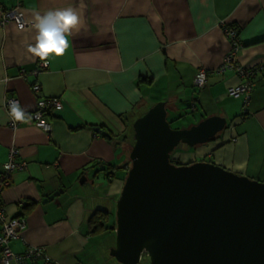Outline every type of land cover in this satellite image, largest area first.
<instances>
[{
    "label": "crops",
    "instance_id": "obj_1",
    "mask_svg": "<svg viewBox=\"0 0 264 264\" xmlns=\"http://www.w3.org/2000/svg\"><path fill=\"white\" fill-rule=\"evenodd\" d=\"M18 4L30 25H0V172L13 147L28 163L0 194L7 215L26 220L10 242L14 252L45 246L51 264H121L110 255L115 231L90 232L89 218L97 210L115 217L130 167L128 124L158 101H166L178 128L212 115L227 119L215 138L181 147L175 157L264 181V0H0V19L1 9ZM69 7L81 21L68 35L69 47L30 75L41 59L30 50L36 13ZM226 25L238 30L240 64L262 68L246 111L243 99L227 92L240 81L237 73L215 71L231 48ZM201 68L209 76L197 89ZM7 94L19 98L25 114L40 98H59L62 108L46 114L51 131L27 119L12 128Z\"/></svg>",
    "mask_w": 264,
    "mask_h": 264
},
{
    "label": "water",
    "instance_id": "obj_2",
    "mask_svg": "<svg viewBox=\"0 0 264 264\" xmlns=\"http://www.w3.org/2000/svg\"><path fill=\"white\" fill-rule=\"evenodd\" d=\"M226 127V117L212 115L174 128L166 101L134 120L110 249L119 263L264 264V181L212 161H171L180 145L207 143Z\"/></svg>",
    "mask_w": 264,
    "mask_h": 264
},
{
    "label": "built area",
    "instance_id": "obj_3",
    "mask_svg": "<svg viewBox=\"0 0 264 264\" xmlns=\"http://www.w3.org/2000/svg\"><path fill=\"white\" fill-rule=\"evenodd\" d=\"M13 21L19 29L27 28L30 22L26 19L25 14L18 4L12 8L1 9L0 25ZM225 32L231 42V48L223 59L222 64L215 70L217 73H224L228 70H234L240 81L228 87L227 92L234 98H242L244 102V111L252 97L255 88V78L262 69L260 66L244 67L238 60V54L243 48V44L239 40L238 30L234 26L226 25ZM49 67V60L40 59L36 68L29 72L30 75L37 76L41 71ZM21 74L28 76V73L22 69ZM209 71L201 68L195 74L194 86L197 89L203 88L208 81ZM34 92L41 89L40 83L34 81L31 84ZM12 102L20 104L17 96L7 94L5 98V108L9 115V106ZM62 103L59 98H40L35 110L25 114V118L33 122L36 126L46 132H50L52 124L46 117L47 112L52 109H61ZM191 111H195L196 105L193 102L190 105ZM10 118L12 128H17L24 120L13 121ZM19 150L13 147L9 150L8 159L3 163V171L0 172V194L2 190L11 183V174L16 170L27 167L28 163L24 160H18ZM26 220L22 216L9 217L5 211V206L0 199V264H51L52 257L47 253L45 246H28L23 252H14L10 247V242L20 236L21 230L24 229Z\"/></svg>",
    "mask_w": 264,
    "mask_h": 264
},
{
    "label": "clouds",
    "instance_id": "obj_4",
    "mask_svg": "<svg viewBox=\"0 0 264 264\" xmlns=\"http://www.w3.org/2000/svg\"><path fill=\"white\" fill-rule=\"evenodd\" d=\"M79 14L71 7L48 10L43 14L36 13L34 27L35 44L30 50L42 60L54 53L61 56L69 47L68 35L80 24ZM9 116L13 121L25 118L24 109L17 102L9 106Z\"/></svg>",
    "mask_w": 264,
    "mask_h": 264
},
{
    "label": "trees",
    "instance_id": "obj_5",
    "mask_svg": "<svg viewBox=\"0 0 264 264\" xmlns=\"http://www.w3.org/2000/svg\"><path fill=\"white\" fill-rule=\"evenodd\" d=\"M233 26V25H230ZM143 81L150 82V80L143 78ZM144 113V112H143ZM141 113L140 115H142ZM246 112H243L241 116L245 115ZM139 115V116H140ZM133 122L134 120H130L128 127H129V133H128V138L130 141V144L133 145L134 143V131H133ZM171 122V121H170ZM172 124V122H171ZM182 146L187 145H180L178 149H176L171 156V161L175 164H185L183 163L179 158L175 157V153L177 150H179ZM193 161L187 162V163H192ZM21 204H25V201L21 202ZM115 218V217H114ZM89 228L90 232L93 233H100V232H105V231H115L116 229V220L112 219L110 216V212L105 211V210H97L90 218H89Z\"/></svg>",
    "mask_w": 264,
    "mask_h": 264
},
{
    "label": "rangeland",
    "instance_id": "obj_6",
    "mask_svg": "<svg viewBox=\"0 0 264 264\" xmlns=\"http://www.w3.org/2000/svg\"><path fill=\"white\" fill-rule=\"evenodd\" d=\"M171 125H172V127H174V128H178V127H177V124H173V123H172ZM182 147H186V146H182ZM131 149H132V145H131V144H128V146H127V152H128V154H129V152L131 151ZM189 149H193V148H189ZM130 165H131V162H130ZM113 219L116 220V218H114V217H113ZM97 240H99V238H98ZM103 247H104V246H103ZM140 264H149L148 257L145 256V257L142 259V261H141Z\"/></svg>",
    "mask_w": 264,
    "mask_h": 264
}]
</instances>
